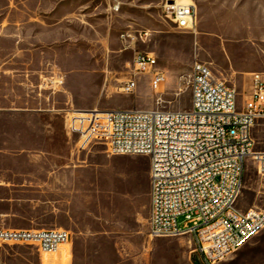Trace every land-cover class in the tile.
<instances>
[{
	"label": "rangeland",
	"instance_id": "1",
	"mask_svg": "<svg viewBox=\"0 0 264 264\" xmlns=\"http://www.w3.org/2000/svg\"><path fill=\"white\" fill-rule=\"evenodd\" d=\"M178 1L196 5L195 33L179 30L162 18L166 0H0V34L6 38L2 48L37 49L33 58L26 53L29 65L21 75H28L26 79L32 84H41L44 92H60V84H65L69 73L61 64L71 60L72 72L78 74L75 83L81 84L86 94L84 110L189 109L192 65L196 61L208 65L215 78L235 88L241 108L250 91L248 78L241 70L264 62V0ZM139 52L155 54L166 81L155 91L147 78L139 77L136 91L123 94L121 86L133 77L131 66ZM70 116L68 113V121ZM256 123L254 151L264 152V121ZM59 145L52 139L54 161L65 159ZM74 150L80 160L98 166L103 198H119L121 205L115 202L112 214L116 216L119 210L121 214L131 212L147 224L148 199H134L132 179L135 172L149 171V158L111 155L97 142L83 149L78 145ZM110 181H118L113 183V190L108 185ZM33 190L32 187L23 193L16 185L0 181V227L65 230V217L49 214L50 206L38 201L40 194ZM236 205L244 211H264V173L257 172L251 158ZM57 207L63 209L64 204ZM111 211L103 207L100 215H112ZM152 242V250L147 249L145 254L153 264H199L189 236L153 238ZM149 243L146 239L147 247ZM64 247L69 249V257L60 253L46 255L32 245H2L0 264H44L46 258L51 263L56 259L70 260V241ZM128 252L131 262L143 254L140 245ZM241 253L244 255L239 259ZM221 264H264V230Z\"/></svg>",
	"mask_w": 264,
	"mask_h": 264
},
{
	"label": "built area",
	"instance_id": "2",
	"mask_svg": "<svg viewBox=\"0 0 264 264\" xmlns=\"http://www.w3.org/2000/svg\"><path fill=\"white\" fill-rule=\"evenodd\" d=\"M161 16L179 30L194 31L192 3L166 0ZM131 71L123 94L136 91L139 77L155 91L166 81L150 52L137 53ZM190 86L189 109L74 110L68 128L82 149L97 142L111 155L147 156L152 238L189 236L199 264H221L264 230V211L236 205L248 160L264 173V152L254 151L253 139L256 122L264 121V73L252 75L241 108L235 88L217 80L205 63H193ZM69 241L65 230L0 227V247L32 245L55 255L64 253Z\"/></svg>",
	"mask_w": 264,
	"mask_h": 264
},
{
	"label": "crops",
	"instance_id": "3",
	"mask_svg": "<svg viewBox=\"0 0 264 264\" xmlns=\"http://www.w3.org/2000/svg\"><path fill=\"white\" fill-rule=\"evenodd\" d=\"M190 3L196 9V25L197 7ZM5 39L0 34V181L16 185L23 193L33 187L40 194L38 201L50 206L49 214L65 217V230L70 234V260L56 259L51 263L46 258L44 264H153L145 254L153 247L150 215L147 224L131 212L121 214L119 210L114 216L115 202L121 205L119 198L115 201L103 198L98 166L80 160L75 153L79 137L69 132L67 114L85 109L86 94L81 84L75 83L78 74L72 72V61L61 64L69 73L65 84H60V92L53 88L44 92L41 84H32L26 79L28 75H21L29 65L26 53L33 58L37 49L7 50L2 48ZM260 70H264V62L259 67L245 66L241 73L251 85L254 73H264ZM52 139L60 144L64 160H52ZM132 182L134 199H148L150 213L149 171L135 172ZM113 183L118 181L108 183L111 190ZM57 204H64V208H58ZM106 206L112 209V215H100V209ZM146 239L150 242L148 247ZM139 245L143 254L131 262L128 250ZM63 250L69 253L68 248ZM64 253L60 254L66 256Z\"/></svg>",
	"mask_w": 264,
	"mask_h": 264
},
{
	"label": "bare ground",
	"instance_id": "4",
	"mask_svg": "<svg viewBox=\"0 0 264 264\" xmlns=\"http://www.w3.org/2000/svg\"><path fill=\"white\" fill-rule=\"evenodd\" d=\"M178 1V0H177ZM184 1V0H183ZM179 2H181V1H179ZM182 3H184V2H182ZM189 4V3H188ZM195 33V32H194ZM237 93V92H236ZM240 195V194H239ZM237 202V201H236Z\"/></svg>",
	"mask_w": 264,
	"mask_h": 264
}]
</instances>
